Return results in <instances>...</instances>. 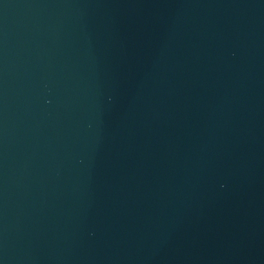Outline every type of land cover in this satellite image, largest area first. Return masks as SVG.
Listing matches in <instances>:
<instances>
[{
    "label": "water",
    "instance_id": "obj_1",
    "mask_svg": "<svg viewBox=\"0 0 264 264\" xmlns=\"http://www.w3.org/2000/svg\"><path fill=\"white\" fill-rule=\"evenodd\" d=\"M0 264H264V0H0Z\"/></svg>",
    "mask_w": 264,
    "mask_h": 264
}]
</instances>
